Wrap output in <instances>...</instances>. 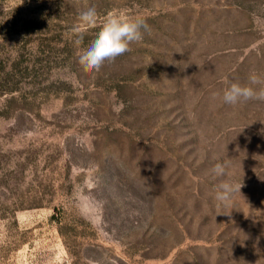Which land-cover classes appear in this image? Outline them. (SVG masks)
I'll list each match as a JSON object with an SVG mask.
<instances>
[{"label": "rangeland", "instance_id": "rangeland-1", "mask_svg": "<svg viewBox=\"0 0 264 264\" xmlns=\"http://www.w3.org/2000/svg\"><path fill=\"white\" fill-rule=\"evenodd\" d=\"M87 2L0 0V264H264V101L222 100L264 74V0H95L77 41ZM109 12L150 31L88 70Z\"/></svg>", "mask_w": 264, "mask_h": 264}, {"label": "clouds", "instance_id": "clouds-1", "mask_svg": "<svg viewBox=\"0 0 264 264\" xmlns=\"http://www.w3.org/2000/svg\"><path fill=\"white\" fill-rule=\"evenodd\" d=\"M79 16L82 20L73 25L74 39L77 41L85 35L86 24L97 18L95 0H88L79 9ZM148 31L150 26L143 16L109 12L94 37L79 47L75 55L86 69L99 71L105 61L114 60L127 52L129 45L142 40L143 34ZM222 100L228 105H238L249 100L264 101V74L250 73L246 83L229 82L223 90ZM212 173L217 178L226 176L225 164H215ZM241 187L242 184L221 180L215 191L217 206L230 209L233 197L237 192L241 193Z\"/></svg>", "mask_w": 264, "mask_h": 264}]
</instances>
